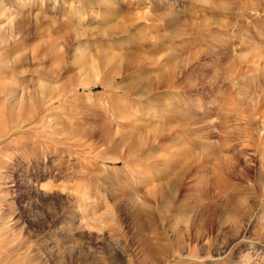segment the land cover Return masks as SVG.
Segmentation results:
<instances>
[{
  "label": "rangeland",
  "instance_id": "1",
  "mask_svg": "<svg viewBox=\"0 0 264 264\" xmlns=\"http://www.w3.org/2000/svg\"><path fill=\"white\" fill-rule=\"evenodd\" d=\"M71 1L0 0V83L27 107L1 121L0 264H264V0ZM133 33L157 44L126 78L172 84L124 93ZM142 197L172 234L152 258Z\"/></svg>",
  "mask_w": 264,
  "mask_h": 264
},
{
  "label": "bare ground",
  "instance_id": "2",
  "mask_svg": "<svg viewBox=\"0 0 264 264\" xmlns=\"http://www.w3.org/2000/svg\"><path fill=\"white\" fill-rule=\"evenodd\" d=\"M77 1L79 3L76 4V5L78 7H82V6H89L91 4L101 5V4H104L107 1H111V0H77ZM71 3L75 4L76 2H75V0H72ZM128 17H130V15H128V14L124 15V18L125 19H128ZM127 29H130V28L129 27L128 28H124L123 31H126ZM128 32H129V30H128ZM130 36H131V34H130ZM135 36L133 37V35H132L133 39L134 40L137 39L141 43H139V42L136 41L134 43H137V44L133 46L132 50L125 49V50L121 51L120 53H118L117 56H115L118 59H120V61L122 60V63L123 64L121 66L119 64V65H117L115 67L116 69H115L113 75H114V77H115V75L122 76V78H123L122 88L124 90V93L126 95L135 94L133 87L134 86H140L139 91L137 92V94H142L143 95V94L148 93L150 90L151 91L152 90H156L161 84H165L166 86L172 84L173 83V80H174L173 75L171 73L170 74H167V75L162 74V72L159 70V68L157 66L158 64L155 65V66L157 67V69H158L159 72L157 74L153 75L152 77H150L149 80L147 79L148 82L146 80V77H143L142 78V77L138 76L137 74H136L137 76H133V78L131 76L130 78H132V79H127L126 78V75L129 74L128 72H132L133 70L134 71L135 70H139V68L141 67L142 63L144 62L143 61L144 59L143 60L141 59V57H143V56L140 55L139 52H137L136 50H138L139 48L141 49V45L143 47L147 48V49L149 48V50H153V49H155L156 44H157L156 40H154L151 44H149V43H147V38H144L143 36L142 37H138V36L135 37ZM7 51H8V48L5 51V54H4V57H3V59L5 61L7 60L6 59L7 58V54H8ZM138 51H140V50H138ZM150 63L151 64H154V61L153 60H150ZM4 68H6V65L5 64H3L2 69H4ZM122 68H124V72L125 73H121ZM0 94H1V99H0L1 100V103H0V127H2L3 126L2 123H1L2 120L3 121L5 120V122H6V120H7V122L13 121V118H15L16 114L20 113V111L24 112L27 109V107H26L25 104H23L26 101H23L22 99H19V93H18L17 88H15V87H9L5 83V81H3V82L0 83ZM23 98H25V96ZM32 98H33V100L35 99L34 97H32ZM24 113H26V112H24ZM176 116L177 115L175 113L171 115V117L173 118V120L175 119ZM5 122L3 124H6L7 123V122L6 123ZM0 130H1V128H0ZM162 130L163 129H161L159 131L162 132ZM136 145H137V143L135 144L134 143V140H133V137H131L129 139V141H128V144H127L129 150L132 147L133 148L136 147ZM132 158H133V156H132L131 152H129V153H127L124 156L123 160H127L128 161V160H130ZM216 160H218V159H216ZM194 162H196V158L194 159ZM194 162H192V164ZM221 162L222 161L220 160L218 166H221V164H222ZM182 174L183 173H180L179 175H182ZM179 175L177 177H179ZM126 184H129V183L126 181V183L124 184L125 186L123 188L125 189L124 192H126V193H124L125 196L128 197L129 192H128V189L126 188V187H128V185H126ZM163 185H165V186H163ZM167 188H168V191H165V189H167ZM173 188H175V187H173V184H171L168 181V182H164V184L158 185V186H156V187H154L152 189L154 196L160 198L164 202V205L161 206V207H167L166 204L169 203V199H168V196L169 195H168V192H171L173 190ZM127 197H126V199H127ZM142 199L143 200L141 201L140 204H137V202L132 201V199H130V202L129 203L131 205V212H133V220L135 222V226L138 228V231H139L138 239H139V243H140V248L142 250V254H145L146 256H149L150 258H152L156 254L161 253V252H164V251H166V249H168L169 247L173 246V243H172V234L168 233L167 236H166V239H162L158 235V233L156 231H153L154 229H153L152 226H154V223H155V221L153 220V217H154L153 216V212L148 207L147 197H142ZM146 229L150 230L151 235H148V234L145 233L146 232ZM172 233H174V232L172 231Z\"/></svg>",
  "mask_w": 264,
  "mask_h": 264
}]
</instances>
